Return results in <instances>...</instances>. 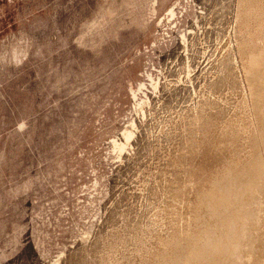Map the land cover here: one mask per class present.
<instances>
[{
	"label": "rangeland",
	"instance_id": "rangeland-1",
	"mask_svg": "<svg viewBox=\"0 0 264 264\" xmlns=\"http://www.w3.org/2000/svg\"><path fill=\"white\" fill-rule=\"evenodd\" d=\"M258 32L238 0H0V264H194L198 235L262 264Z\"/></svg>",
	"mask_w": 264,
	"mask_h": 264
},
{
	"label": "bare ground",
	"instance_id": "bare-ground-1",
	"mask_svg": "<svg viewBox=\"0 0 264 264\" xmlns=\"http://www.w3.org/2000/svg\"><path fill=\"white\" fill-rule=\"evenodd\" d=\"M238 7H239V11L241 13V16L246 21L253 23V25L256 24L258 31H259L258 37L253 38L255 43L252 42L249 45L243 46L241 48L240 56H241L242 61L244 63L243 67L245 68L251 62V60L253 59V57L255 55H257L261 50H264V0H238ZM156 85H157V83L153 82V89H156ZM133 97H134V95H133ZM140 105L141 104H138V106H140ZM258 123H259L260 129H261V125L264 122L261 119H259ZM121 133H122V136L125 137V139H128L131 136V134H129L126 131V129H124ZM111 143L114 144L113 148L115 150L120 151V148L118 146H116L114 140H112ZM256 164L257 165L254 166L255 165L254 162H251V163L249 162L246 165L247 166L246 168H248V170L250 171L251 169L258 167V169L255 172V175L259 176L264 171V168L262 165L264 163L257 161ZM249 174L250 173H248L247 175H249ZM256 193H257L256 191H252L251 194L255 195ZM200 196H201V199L198 203H199V207L201 208L203 203L205 202V200L208 199V197L210 198L213 196L214 200H219L220 202L224 203L226 201V196H228V195H225L224 193H221L220 195L215 194L214 193V187L212 186L207 192L203 193ZM231 223H233L236 228L239 227V220L235 219V216H233V215L229 216L228 214H224L221 218V225L219 226V231H218L220 237H222L223 234H225L227 229L229 230V225ZM227 235L228 234H226L225 241L228 244H233L235 241L239 240L236 237L234 239H232L231 237H227ZM204 244H205L204 237L202 235H198L195 238V243H194L195 250L193 251V254H197V256H200L201 258L195 259L194 264H231L230 263L231 259H236L233 264H238V263L239 264H247L248 261H250V259L253 256L252 252H248L245 257H244L245 254L242 256L241 262H237V258H235L234 256H229L226 258V260L223 263H221L218 261V256L216 255V257L212 263L203 262L204 256L202 254H198L197 251L198 250L201 251L203 249ZM262 264H264V262H262Z\"/></svg>",
	"mask_w": 264,
	"mask_h": 264
},
{
	"label": "built area",
	"instance_id": "built-area-1",
	"mask_svg": "<svg viewBox=\"0 0 264 264\" xmlns=\"http://www.w3.org/2000/svg\"><path fill=\"white\" fill-rule=\"evenodd\" d=\"M169 18H170V16H169L168 14H166V15H165V21H166L167 24L165 23L164 27H167V28H168L169 21H170V20L173 21V19H170V20H169ZM170 24H171V23H170Z\"/></svg>",
	"mask_w": 264,
	"mask_h": 264
}]
</instances>
